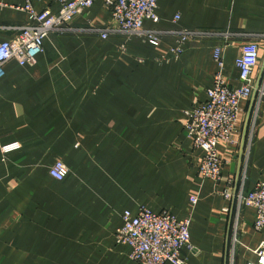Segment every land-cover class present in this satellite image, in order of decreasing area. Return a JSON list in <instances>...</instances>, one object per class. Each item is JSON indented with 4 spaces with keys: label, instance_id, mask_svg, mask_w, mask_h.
Masks as SVG:
<instances>
[{
    "label": "crops",
    "instance_id": "0c3cea01",
    "mask_svg": "<svg viewBox=\"0 0 264 264\" xmlns=\"http://www.w3.org/2000/svg\"><path fill=\"white\" fill-rule=\"evenodd\" d=\"M29 1L37 12L62 6ZM24 4L0 0V41L30 21ZM156 14L143 28L158 32L157 44L145 34L102 38L88 29L112 25L111 10L94 0L66 25L71 30L45 37L34 63L4 65L0 264H136L116 231L122 213L141 206L190 219L185 264L254 261L264 227H254L255 210L239 194L264 179V0H157ZM181 29L243 35L190 39L175 55ZM244 34L259 45L253 91L259 86L252 107V95L240 102L230 140L217 143L222 169L213 181L198 173L203 152L188 136L185 111L207 99L216 45L228 42L225 83L240 86L235 60L249 41ZM56 161L68 169L61 180L49 174Z\"/></svg>",
    "mask_w": 264,
    "mask_h": 264
},
{
    "label": "built area",
    "instance_id": "2783aa9c",
    "mask_svg": "<svg viewBox=\"0 0 264 264\" xmlns=\"http://www.w3.org/2000/svg\"><path fill=\"white\" fill-rule=\"evenodd\" d=\"M94 0H62V6L56 13L47 10L37 12L29 0L21 7L29 14L30 21L21 26L19 34L11 40L0 41V78L4 75V65L15 60L19 65L34 63L36 56L43 51V41L50 32H67L66 25L83 9L91 6ZM111 10L113 24L106 27H90L88 30L102 38L110 35L129 37L145 34L147 39L157 44V31L145 30L143 21L159 20L156 14L157 0H105ZM178 16H175L177 19ZM177 45L172 50L179 55L185 41L195 38L222 36L226 40L232 36L243 35L227 31L181 29ZM249 41L239 46L235 66L239 70L240 86L231 90L225 83L224 51L227 43L213 48V59L217 70L213 76V85L207 90V99L185 111V129L192 139L194 147L203 154L198 166L201 177L218 181L221 177L222 161L217 153L219 141H229L235 130L240 102L247 100L253 93V70L259 63V45L255 35H247ZM258 100L264 102V87L258 88ZM67 167L56 161L49 168V174L61 180L67 174ZM229 193H226L228 196ZM195 203L196 198L191 197ZM239 201L255 210L254 227H264V179L255 183L252 190L239 194ZM122 224L116 231L117 243L130 247V257L136 264H185L183 250L190 247V219H177L172 213H155L141 206L133 214L129 210L122 213ZM254 261L245 264H264V241L255 249Z\"/></svg>",
    "mask_w": 264,
    "mask_h": 264
},
{
    "label": "water",
    "instance_id": "95a60500",
    "mask_svg": "<svg viewBox=\"0 0 264 264\" xmlns=\"http://www.w3.org/2000/svg\"><path fill=\"white\" fill-rule=\"evenodd\" d=\"M263 70H264V57H263V60H262V70H261V73H262ZM261 73H260V76H261ZM258 86H259V81L256 83L255 89H254V91L252 93V97H251V107H252L253 101H254V99L256 97V93H257ZM251 107L249 109V113H248L247 118H246V125H247V122H248V119H249Z\"/></svg>",
    "mask_w": 264,
    "mask_h": 264
},
{
    "label": "trees",
    "instance_id": "16d2710c",
    "mask_svg": "<svg viewBox=\"0 0 264 264\" xmlns=\"http://www.w3.org/2000/svg\"><path fill=\"white\" fill-rule=\"evenodd\" d=\"M50 168V167H49Z\"/></svg>",
    "mask_w": 264,
    "mask_h": 264
}]
</instances>
